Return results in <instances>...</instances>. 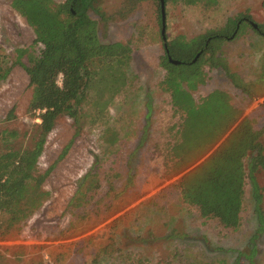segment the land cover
I'll return each mask as SVG.
<instances>
[{"label":"rangeland","instance_id":"374dc122","mask_svg":"<svg viewBox=\"0 0 264 264\" xmlns=\"http://www.w3.org/2000/svg\"><path fill=\"white\" fill-rule=\"evenodd\" d=\"M98 1L102 18L89 14L101 42L130 48L120 69L122 84L111 96L113 81L102 87L92 82L78 123L67 116L57 120L39 158L41 173L49 172L43 184L49 196L26 222L0 234V264H264V225L257 233L260 223L248 180L240 226L229 230L182 202L176 187L181 175L168 178L181 114L162 89L159 1ZM11 2L0 0V65L10 70L0 82V151L4 136L14 149L29 148L39 124L28 110L31 88L17 61L20 51V62L26 63L40 49ZM165 14L166 41H188L223 28L229 19L251 18L234 38L215 44L228 68L249 85V94L207 65L203 82L191 93L199 102L215 90L225 92L242 118L263 129L264 145V0H218L211 8L169 2ZM252 24L261 26L259 32ZM109 129L117 133L116 145L106 142ZM95 162L99 168L93 171ZM257 181L264 219V172H258Z\"/></svg>","mask_w":264,"mask_h":264},{"label":"trees","instance_id":"16d2710c","mask_svg":"<svg viewBox=\"0 0 264 264\" xmlns=\"http://www.w3.org/2000/svg\"><path fill=\"white\" fill-rule=\"evenodd\" d=\"M164 2L184 6L203 4L211 8L218 0ZM11 6L33 29L35 44L40 49L37 55H28L26 63L20 62L24 54L20 51L17 61L31 88L28 110L32 116H37L39 124L29 148L14 149L8 138L3 137L0 234L26 222L48 198L43 184L49 172L41 173L39 158L57 120L67 116L78 123L91 84L96 80L101 87L113 81L115 89L111 96L114 95L123 81L120 69L130 53L128 45L101 42L98 25L89 14L92 11L102 18L98 0H66L61 4L53 0H12ZM245 20L251 21V18L229 19L223 28L206 31L188 41L181 38L167 41L169 56L175 54L183 59L180 65H173L165 52L161 59L166 73L162 89L169 93L172 107L181 114L179 141L171 148V165L167 171L169 179L181 175L176 187L184 204L194 207L202 219L215 220L229 230H237L240 226L248 180L260 223L257 233H261L264 219L257 174L264 172L263 129H255L249 119L242 118L225 92L215 90L199 102L191 93L203 82V66L207 65L209 69L223 71L235 88L249 94V85L228 68L215 49V44L224 38H234L246 24ZM259 28L261 26L258 32ZM182 66L189 68L182 69ZM116 70L120 71L116 74ZM9 71L0 65V82L7 78ZM260 76L264 81V65ZM106 134L107 144L116 145V131L109 129ZM8 135L14 137V133ZM68 148H64L59 159L65 156ZM93 166L96 171L98 162Z\"/></svg>","mask_w":264,"mask_h":264},{"label":"water","instance_id":"95a60500","mask_svg":"<svg viewBox=\"0 0 264 264\" xmlns=\"http://www.w3.org/2000/svg\"><path fill=\"white\" fill-rule=\"evenodd\" d=\"M158 1H159V5H160V24H161L160 34H161V38H162V42H163V48H164V51L167 55L168 61L173 65H179L180 63L172 60L168 54L169 52L167 49V41H166V34H165V28H166L165 2H164V0H158ZM252 25H253L254 29H257V25H255V24H252ZM198 57H199V55H197L195 57V59L193 60V63L197 60Z\"/></svg>","mask_w":264,"mask_h":264},{"label":"built area","instance_id":"2783aa9c","mask_svg":"<svg viewBox=\"0 0 264 264\" xmlns=\"http://www.w3.org/2000/svg\"><path fill=\"white\" fill-rule=\"evenodd\" d=\"M58 84L59 85L61 84V76H59V78H58Z\"/></svg>","mask_w":264,"mask_h":264},{"label":"flooded vegetation","instance_id":"af4514ba","mask_svg":"<svg viewBox=\"0 0 264 264\" xmlns=\"http://www.w3.org/2000/svg\"><path fill=\"white\" fill-rule=\"evenodd\" d=\"M245 21H247L249 24H250V21H248V20H245ZM257 28H258V26H257ZM256 30H258V29H256ZM165 52V51H164Z\"/></svg>","mask_w":264,"mask_h":264}]
</instances>
